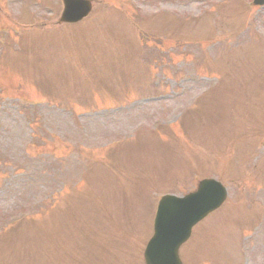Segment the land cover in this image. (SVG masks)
I'll return each mask as SVG.
<instances>
[{
  "label": "rangeland",
  "instance_id": "obj_1",
  "mask_svg": "<svg viewBox=\"0 0 264 264\" xmlns=\"http://www.w3.org/2000/svg\"><path fill=\"white\" fill-rule=\"evenodd\" d=\"M92 2L61 26V0H0V106L34 113L0 107L25 167L0 174V264H145L163 194L212 175L229 198L184 264H264V7Z\"/></svg>",
  "mask_w": 264,
  "mask_h": 264
},
{
  "label": "water",
  "instance_id": "obj_2",
  "mask_svg": "<svg viewBox=\"0 0 264 264\" xmlns=\"http://www.w3.org/2000/svg\"><path fill=\"white\" fill-rule=\"evenodd\" d=\"M67 9H70V12L66 9L62 17V21H78L85 18L89 12L91 11V4L87 1H79V0H66L65 1ZM217 188V189H216ZM224 192V191H223ZM222 190L218 188L212 182H208L206 187L203 190L204 200L200 201L197 205H193L192 203L184 202V201H175V200H164L161 204L159 217L157 221V231L161 233H167L169 230L173 235V244H181L184 240L183 238L188 237L190 234V229L193 224H195L198 220L202 219L206 216L208 212L219 207L223 202L225 195ZM225 193V192H224ZM199 197V194H196L190 197V201H193ZM185 203V208L189 211L186 213H180V205ZM173 207L171 210L170 208ZM170 210V211H169ZM162 213V214H161ZM175 213V214H173ZM173 214V215H172ZM165 215V216H163ZM172 215L171 218L168 219V216ZM176 219V221H173ZM169 221V224L167 223ZM186 227V231L182 236L183 229ZM182 230V231H181ZM155 242V241H154ZM151 244L150 248H153V244ZM163 249L164 253H172V248H170L169 244L164 245ZM149 248V249H150ZM154 252L150 249L147 252V260L152 261V257ZM150 264H179L177 260V248L173 250V255L169 259H167L164 255L159 256V258L153 261Z\"/></svg>",
  "mask_w": 264,
  "mask_h": 264
}]
</instances>
